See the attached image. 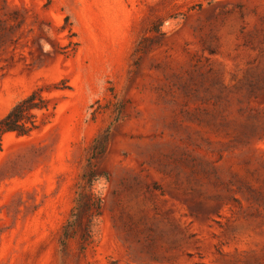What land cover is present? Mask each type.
<instances>
[{
  "label": "rangeland",
  "instance_id": "374dc122",
  "mask_svg": "<svg viewBox=\"0 0 264 264\" xmlns=\"http://www.w3.org/2000/svg\"><path fill=\"white\" fill-rule=\"evenodd\" d=\"M37 87L0 264H264V0H0V118Z\"/></svg>",
  "mask_w": 264,
  "mask_h": 264
},
{
  "label": "trees",
  "instance_id": "16d2710c",
  "mask_svg": "<svg viewBox=\"0 0 264 264\" xmlns=\"http://www.w3.org/2000/svg\"><path fill=\"white\" fill-rule=\"evenodd\" d=\"M41 91L42 89L40 87L32 90L15 102L7 113L0 118V150L2 136L5 133L15 132L17 135H25L38 127L37 114L39 111L47 110L49 103V99L44 97ZM90 193L92 195V200H94L95 194L93 192ZM82 198L83 194L78 192L77 205L73 208L70 215L71 219L68 220L65 229L71 228L76 223ZM92 206L95 208V213L91 214L87 220L83 236L84 239H88L92 236L93 219L100 215V203L98 199Z\"/></svg>",
  "mask_w": 264,
  "mask_h": 264
}]
</instances>
